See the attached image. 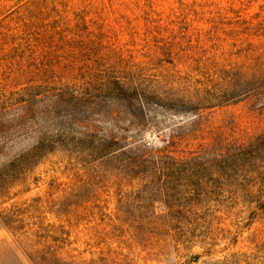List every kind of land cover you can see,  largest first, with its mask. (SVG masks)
<instances>
[{"label":"rangeland","instance_id":"obj_1","mask_svg":"<svg viewBox=\"0 0 264 264\" xmlns=\"http://www.w3.org/2000/svg\"><path fill=\"white\" fill-rule=\"evenodd\" d=\"M261 133L264 0H0V264H264V196L142 159Z\"/></svg>","mask_w":264,"mask_h":264},{"label":"trees","instance_id":"obj_2","mask_svg":"<svg viewBox=\"0 0 264 264\" xmlns=\"http://www.w3.org/2000/svg\"><path fill=\"white\" fill-rule=\"evenodd\" d=\"M110 86L119 93V101L131 106L143 105L146 96L142 90L122 83L118 79H113ZM34 96L40 98V101L47 100L53 104L66 98L80 99L73 93L66 96L65 92L36 93ZM50 139L49 137L39 140L25 153L17 154L15 159L4 165L3 170L15 165L33 166L49 146L53 145ZM114 140L115 138L112 141ZM100 144L98 150L93 152L99 157L108 156L114 152L110 150L111 146L106 141L103 140ZM142 159L154 166L158 167L157 164L160 163L164 168L178 172L177 175L186 180L187 188L191 189L189 196L199 195L200 190L209 183L228 184L235 196H264V133L255 135L245 142H235L224 149L203 148L188 152L184 156L150 153L142 156ZM47 253L49 256L42 254V257L48 261L54 255L52 252L47 251Z\"/></svg>","mask_w":264,"mask_h":264}]
</instances>
